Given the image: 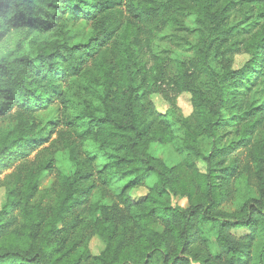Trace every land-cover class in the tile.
<instances>
[{
    "label": "trees",
    "instance_id": "1",
    "mask_svg": "<svg viewBox=\"0 0 264 264\" xmlns=\"http://www.w3.org/2000/svg\"><path fill=\"white\" fill-rule=\"evenodd\" d=\"M157 38L194 56L155 53ZM182 93L186 119L150 101L173 108ZM263 126L264 0H0V264H264ZM151 142L180 161L153 157ZM59 150L73 172L40 189ZM250 176L257 196L225 212Z\"/></svg>",
    "mask_w": 264,
    "mask_h": 264
},
{
    "label": "rangeland",
    "instance_id": "2",
    "mask_svg": "<svg viewBox=\"0 0 264 264\" xmlns=\"http://www.w3.org/2000/svg\"><path fill=\"white\" fill-rule=\"evenodd\" d=\"M183 23L185 27L189 31L200 30V27L195 23V16L193 13L186 14L183 19ZM89 27L85 25H80L79 27L74 28L78 36H84L88 31ZM171 33V32H170ZM198 36V33L195 34L193 38L189 40V43L192 46L196 43L197 39L195 37ZM153 50L155 53L166 55L171 59H177L183 62L189 61L194 56V51L191 46L181 45L180 47H173L170 45L167 40L164 38H157L153 41ZM249 57L247 55H239L234 58V62L232 65V69L237 70L240 69L247 61ZM150 101L154 107L156 113L160 115L169 114L173 120H181L189 118L192 114V106H191V96L188 93H182L174 102V107L171 108L169 104L163 100V98L159 94H153L150 96ZM58 108L57 106H53L51 110H49L45 115L42 116V121H47L51 119L55 114H57ZM226 138L235 139L236 135L229 134ZM254 140V138H253ZM229 141V140H228ZM254 142L258 145L260 152L262 153V157L264 158V126L257 133ZM150 154L160 160H165L169 162V164H175L179 162L178 155L174 151L173 146H163L158 142H151L149 145ZM54 172L49 174L47 172H43L41 174L40 180V189L49 188L53 183L57 181V177L59 175L68 176L73 172V165L70 162L68 155L65 151L59 150L54 155ZM198 168L201 172L205 171L204 165L199 164ZM11 171H5L0 176V181L4 180ZM155 177L151 176L146 182V185L143 188L134 189L130 192V195L133 199L138 200L144 197L148 193V189L155 182ZM258 182L255 177H243L237 182V196L235 200L224 205L223 210L225 212H233L238 209L241 201L247 198H255L257 196V187ZM7 202V194L4 187H0V210ZM172 203L175 206L186 208L187 200L185 198L176 197L173 199ZM160 230V227H156ZM237 233L243 234L247 233V230H241ZM105 248L104 242L98 238L93 237L88 245V251L92 256H98L103 252ZM210 251L212 254L216 252V248L214 246L213 240H211Z\"/></svg>",
    "mask_w": 264,
    "mask_h": 264
}]
</instances>
